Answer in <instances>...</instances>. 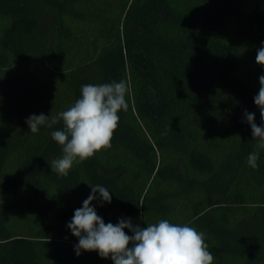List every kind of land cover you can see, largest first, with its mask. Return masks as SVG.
I'll return each instance as SVG.
<instances>
[{
	"label": "trees",
	"instance_id": "obj_1",
	"mask_svg": "<svg viewBox=\"0 0 264 264\" xmlns=\"http://www.w3.org/2000/svg\"><path fill=\"white\" fill-rule=\"evenodd\" d=\"M262 42L264 0H0V264H113L77 256L66 226L95 184L112 195L93 201L105 223H187L213 264H264V151L250 168L244 115L261 124ZM122 79L112 147L52 172L62 122L26 119Z\"/></svg>",
	"mask_w": 264,
	"mask_h": 264
},
{
	"label": "clouds",
	"instance_id": "obj_2",
	"mask_svg": "<svg viewBox=\"0 0 264 264\" xmlns=\"http://www.w3.org/2000/svg\"><path fill=\"white\" fill-rule=\"evenodd\" d=\"M256 63L264 67V42L256 51ZM259 85L254 103L259 109L261 124H256L254 113L244 112L256 142L247 156V165L252 169H258L260 154L264 151V75L259 77ZM128 92V83L123 79L84 84L80 97L67 110L50 116L33 114L26 119L31 133H38L41 126L51 129L62 122V130L50 133L62 150V155L50 162L52 172L67 176L74 165L112 147L113 134L120 122L118 113L128 109ZM89 186L91 193L66 225L78 239L74 245L77 256L82 251H95L101 259L110 258L113 264H213L214 255L205 242V233L187 223L160 219L140 227L131 218H121L116 224L105 223L93 201L98 200L101 206L110 204L112 195L102 185Z\"/></svg>",
	"mask_w": 264,
	"mask_h": 264
}]
</instances>
